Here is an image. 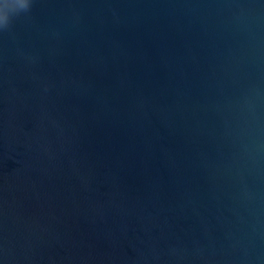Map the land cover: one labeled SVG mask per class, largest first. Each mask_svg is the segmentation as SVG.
I'll use <instances>...</instances> for the list:
<instances>
[{"label": "water", "instance_id": "95a60500", "mask_svg": "<svg viewBox=\"0 0 264 264\" xmlns=\"http://www.w3.org/2000/svg\"><path fill=\"white\" fill-rule=\"evenodd\" d=\"M0 264H264V0L0 30Z\"/></svg>", "mask_w": 264, "mask_h": 264}, {"label": "clouds", "instance_id": "9594fccd", "mask_svg": "<svg viewBox=\"0 0 264 264\" xmlns=\"http://www.w3.org/2000/svg\"><path fill=\"white\" fill-rule=\"evenodd\" d=\"M32 0H0V30L10 28L13 19L31 9Z\"/></svg>", "mask_w": 264, "mask_h": 264}]
</instances>
